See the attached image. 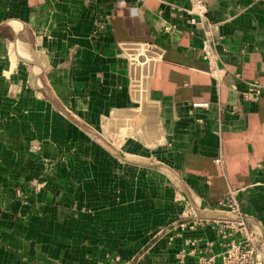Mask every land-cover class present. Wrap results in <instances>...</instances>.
I'll use <instances>...</instances> for the list:
<instances>
[{
	"label": "crops",
	"instance_id": "obj_1",
	"mask_svg": "<svg viewBox=\"0 0 264 264\" xmlns=\"http://www.w3.org/2000/svg\"><path fill=\"white\" fill-rule=\"evenodd\" d=\"M206 2L221 86L191 0H0V264H198L231 190L264 235V0Z\"/></svg>",
	"mask_w": 264,
	"mask_h": 264
},
{
	"label": "built area",
	"instance_id": "obj_2",
	"mask_svg": "<svg viewBox=\"0 0 264 264\" xmlns=\"http://www.w3.org/2000/svg\"><path fill=\"white\" fill-rule=\"evenodd\" d=\"M195 14L190 22L200 26L204 30V40L202 54L208 63V72L215 78L218 85H222L226 75V66L217 51V41L212 35L210 27L204 26L207 18L206 0H191ZM143 50L135 55L128 53V59L132 63H139V55L155 60L163 59V52H158L153 56L155 45L144 44ZM141 49V46H140ZM260 85L251 83L249 88L243 92V97L247 100H256L260 94ZM200 105V104H197ZM208 105V103H201ZM220 212L229 213L231 219L201 218L196 216L184 217L177 224H170L161 232L168 235L171 240L175 236H183L184 244L177 253L179 262L184 263L188 256H196L198 264H264V235L253 225L247 222L237 200V190H231L229 195L219 203ZM211 226L216 232V240H209L204 237H185L187 230L203 229Z\"/></svg>",
	"mask_w": 264,
	"mask_h": 264
},
{
	"label": "water",
	"instance_id": "obj_3",
	"mask_svg": "<svg viewBox=\"0 0 264 264\" xmlns=\"http://www.w3.org/2000/svg\"><path fill=\"white\" fill-rule=\"evenodd\" d=\"M206 218H210V217H206ZM214 219H228V218L226 216H224V217L222 216V217H215Z\"/></svg>",
	"mask_w": 264,
	"mask_h": 264
},
{
	"label": "bare ground",
	"instance_id": "obj_4",
	"mask_svg": "<svg viewBox=\"0 0 264 264\" xmlns=\"http://www.w3.org/2000/svg\"><path fill=\"white\" fill-rule=\"evenodd\" d=\"M221 215V214H220Z\"/></svg>",
	"mask_w": 264,
	"mask_h": 264
}]
</instances>
